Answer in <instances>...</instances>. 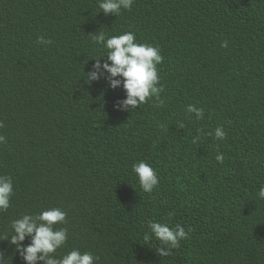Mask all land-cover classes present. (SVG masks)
<instances>
[{"label":"trees","instance_id":"16d2710c","mask_svg":"<svg viewBox=\"0 0 264 264\" xmlns=\"http://www.w3.org/2000/svg\"><path fill=\"white\" fill-rule=\"evenodd\" d=\"M102 2L0 0V177L14 193L0 212L4 264H25L3 240L11 223L53 208L67 214L56 259L77 250L94 264H264V0H133L119 16ZM101 31L160 49L163 106L153 97L117 111L122 85L85 82L107 61L90 39ZM140 162L157 174L151 194L132 170ZM149 221L190 238L161 258L154 236L144 242Z\"/></svg>","mask_w":264,"mask_h":264},{"label":"clouds","instance_id":"9594fccd","mask_svg":"<svg viewBox=\"0 0 264 264\" xmlns=\"http://www.w3.org/2000/svg\"><path fill=\"white\" fill-rule=\"evenodd\" d=\"M132 4L133 0H103L99 8L105 16H119L122 9L131 11ZM90 39L94 44L103 45L107 49V61L101 65V58L96 59L92 71L87 73L85 81L87 84L91 85L93 81L98 82L103 78L113 90L122 85L127 98L117 102V111L138 109L153 97L158 101L156 107L163 106L160 93L164 89L157 87L160 83L157 65L162 64L164 60L159 48L137 44L131 32L106 39L101 31L98 34H90ZM37 43L47 46L52 41L39 37ZM221 47L227 48V41L223 42ZM187 112L195 114L198 121L204 118L202 108L197 109L190 105L187 107ZM2 127L3 124L0 123V128ZM179 128L183 129L184 125L180 124ZM215 139L221 141L226 139L223 128H216ZM198 140L199 136L192 142L197 143ZM3 143H6V139L0 136V144ZM217 151L219 152V149ZM216 161L218 164H223L224 156L218 154ZM132 170L138 177L142 191L151 194L159 184L156 172L144 162L133 165ZM13 194L12 179L7 176L0 177V212L8 211ZM258 197L264 200V187L260 189ZM66 217L67 214L57 208L43 211L39 215H25L11 223V229L14 232V235L10 236L11 239L5 236L3 240L15 246V251L20 254L25 264H94V260H98V257H93L91 253L81 254L77 250L71 251L61 259L54 258L57 250L64 247L67 242V228L56 230L57 225L67 223ZM171 219L172 217L169 216L168 220ZM148 228L152 235L145 234L144 242L148 244L154 236L160 245L155 252L161 258L171 255L173 249H178L181 240L190 238L184 228L179 225L170 229L166 223L149 221ZM191 231V229L188 230L189 233ZM26 237L31 238L28 246L23 245ZM4 261L3 253H0V264H4Z\"/></svg>","mask_w":264,"mask_h":264}]
</instances>
